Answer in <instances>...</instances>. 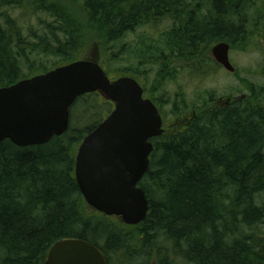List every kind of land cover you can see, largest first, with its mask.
<instances>
[{"label":"trees","instance_id":"1","mask_svg":"<svg viewBox=\"0 0 264 264\" xmlns=\"http://www.w3.org/2000/svg\"><path fill=\"white\" fill-rule=\"evenodd\" d=\"M230 1L83 0L84 20L72 11L59 14L53 1H41V9L61 23L50 31L55 47L45 51L68 60L92 34L97 37L94 51L108 45L111 52V45L128 33L168 20L172 26L163 34L164 52L155 60L157 82L174 81L185 70L206 75L220 67L211 55L214 45L224 41L232 49L260 35L246 18L240 17L238 25L229 20ZM6 24L0 29V87L32 76L21 68L27 59L21 29L15 22ZM100 65L107 74L108 58ZM247 86L249 94L222 105L212 104L210 95L189 125L167 128L151 141L150 167L139 184L149 213L137 226L111 223L113 217L90 208L76 181V148L115 107L100 93L79 98L67 133L48 144L19 148L9 140L0 142V264H45L52 245L66 238L98 247L109 264V253L116 251L127 252V264L133 258L151 261V249L161 237L173 243L184 264H264V238L245 235L264 222V207L258 204L264 194V89L246 81ZM132 230L138 232L140 250H135ZM157 255L152 261L169 264L160 249Z\"/></svg>","mask_w":264,"mask_h":264},{"label":"water","instance_id":"2","mask_svg":"<svg viewBox=\"0 0 264 264\" xmlns=\"http://www.w3.org/2000/svg\"><path fill=\"white\" fill-rule=\"evenodd\" d=\"M231 45L212 47L214 61L230 73ZM100 93L114 104L113 111L89 133L78 148L75 176L90 208L118 217L128 226L144 222L149 201L139 186L150 167L154 138L166 133L158 107L145 96L133 77L111 80L99 61L91 57L0 87V142L19 148L48 144L65 135L71 108L82 96ZM177 128V127H176ZM45 264H109L98 247L78 238L56 242Z\"/></svg>","mask_w":264,"mask_h":264},{"label":"rangeland","instance_id":"3","mask_svg":"<svg viewBox=\"0 0 264 264\" xmlns=\"http://www.w3.org/2000/svg\"><path fill=\"white\" fill-rule=\"evenodd\" d=\"M41 1H53L59 14L72 11L80 20L86 19L83 9V0H0V29H7L6 20L16 23L21 29V48L26 50L27 59L21 61V68L27 76H36L57 67L65 66L70 61L82 60L91 57L94 45L97 43L96 35L88 34L90 38L85 43L82 51L65 60L61 56L46 53V48H54L53 37L50 31L60 27L61 23L53 13L41 9ZM229 20L238 25L240 17L248 19V27L259 33L258 17L264 12V0H231L229 2ZM172 23L168 20L137 28L128 33L125 38L111 45V52L107 51L108 45L96 47L100 53V62H106L107 75L111 80L123 77L124 69L130 70L129 77L135 78L147 90V95L155 101L164 118V126L174 131L184 127V121H190L194 112L207 105L210 95H214L212 104H224L228 99H242L249 94L246 81L254 84L256 88L264 89V36L255 37L248 44H237L231 49L230 60L236 73H230L224 68L217 67L206 75H197L188 70L179 72L174 81L157 82L159 66L155 60L159 52L163 51V34L169 30ZM262 27V26H261ZM261 31L259 34H263ZM65 41V36L60 35ZM35 50V51H32ZM252 86V85H251ZM102 95V94H101ZM103 96V95H102ZM104 97V96H103ZM231 99V100H232ZM219 101V102H218ZM176 113V115H175ZM99 114V113H98ZM78 119L77 109L74 111L75 122ZM178 121L177 123H175ZM177 128H172L175 124ZM78 149L76 148V155ZM258 204L264 207V194L258 197ZM111 223L122 222L121 218L113 217ZM130 234L136 238L138 232L132 230ZM245 235L253 238H264V222L252 229H246ZM158 249L166 255L169 264H184L180 255L174 254L173 243L164 237L158 239L154 249H151L152 260L157 261ZM110 264H127V252H110ZM174 256V258L172 257ZM165 257V256H164ZM130 264H142L150 261L147 258H133Z\"/></svg>","mask_w":264,"mask_h":264},{"label":"flooded vegetation","instance_id":"4","mask_svg":"<svg viewBox=\"0 0 264 264\" xmlns=\"http://www.w3.org/2000/svg\"><path fill=\"white\" fill-rule=\"evenodd\" d=\"M259 26H260V28H263L262 30L260 29V32H261V31L264 32V22H263V20H260V22H259ZM261 26H262V27H261ZM261 35L264 36V33H263V34H260L259 37H261ZM230 52H231V51H230ZM218 65H219V64H218ZM219 66H220V65H219ZM220 67L223 68L222 66H220ZM235 73H236V71H235ZM235 73H234V74H235ZM231 99H232V98H231ZM231 99L229 98L228 101L225 102V103H230V100H231ZM160 113H161V112H160ZM161 116H162V114H161ZM162 118H163V116H162ZM163 121H164V118H163ZM183 123H184V127H186V125H189V121H187V120H185ZM174 124H175V123H174ZM175 125H176V124H175ZM175 125H174V126H175ZM174 126H173V127H174ZM163 127H165V126H164V123H163ZM165 128H167V127H165ZM152 140H153V139H152ZM152 140H151V141H152ZM153 143H154V141H153ZM263 151H264V149H263Z\"/></svg>","mask_w":264,"mask_h":264},{"label":"bare ground","instance_id":"5","mask_svg":"<svg viewBox=\"0 0 264 264\" xmlns=\"http://www.w3.org/2000/svg\"><path fill=\"white\" fill-rule=\"evenodd\" d=\"M53 246V245H52ZM49 253V252H48Z\"/></svg>","mask_w":264,"mask_h":264}]
</instances>
